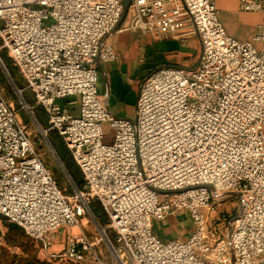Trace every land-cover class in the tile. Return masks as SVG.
Returning <instances> with one entry per match:
<instances>
[{"label":"built area","instance_id":"obj_1","mask_svg":"<svg viewBox=\"0 0 264 264\" xmlns=\"http://www.w3.org/2000/svg\"><path fill=\"white\" fill-rule=\"evenodd\" d=\"M239 2L242 11L264 12V0ZM124 6L125 0H0V51L12 59L23 85L1 53L0 72L72 194L58 186L0 87V214L57 261L260 264L264 21L249 38L239 39L226 30L214 0H129L123 29L177 35L191 26L202 46L194 68L153 70L141 83L136 115L129 119L113 114L97 88L99 64L117 58L106 35ZM35 105L44 110L46 126ZM50 130L62 137L80 168L82 187L56 151ZM225 194H236L240 211L221 237L209 215L213 200ZM92 200L105 213V224ZM180 211L192 221L188 235L163 239L154 232V220ZM85 219L96 236L87 232ZM58 242L62 246L53 248Z\"/></svg>","mask_w":264,"mask_h":264},{"label":"crops","instance_id":"obj_2","mask_svg":"<svg viewBox=\"0 0 264 264\" xmlns=\"http://www.w3.org/2000/svg\"><path fill=\"white\" fill-rule=\"evenodd\" d=\"M214 2L228 33L239 39L249 38L257 24L264 21V12L242 11L239 0ZM124 23L123 16L106 35L117 58L99 64L97 88L113 114L134 119L143 80L153 70L164 65L196 67L201 58L202 46L198 33L191 26L177 35H163L158 32L125 30ZM212 218L217 220L219 216ZM192 228V221L186 211L153 221L154 232L163 239L185 237ZM260 264H264V260Z\"/></svg>","mask_w":264,"mask_h":264},{"label":"rangeland","instance_id":"obj_3","mask_svg":"<svg viewBox=\"0 0 264 264\" xmlns=\"http://www.w3.org/2000/svg\"><path fill=\"white\" fill-rule=\"evenodd\" d=\"M3 51L4 50H1L0 53H3ZM9 65L12 66V68L14 69V74L16 73L17 78L21 80L20 82L23 85L22 76L18 68L14 65L13 61H10ZM0 87L3 89V93L5 97L9 100V102H12L15 109L17 110L18 117L23 121V123L26 124L29 137L32 140L38 153L40 154V157L42 158L44 165L47 168H49L58 186L68 196H71L72 194L70 192V188L66 184V179L62 174L60 168L58 167L55 159L47 149L38 131L37 126L34 124L32 119L28 115V112L21 107L19 98L14 93V89L8 84V82L6 81L5 77L1 72H0ZM29 94L31 93L28 90L24 93L26 98L27 96H29ZM60 102L62 103L63 100H60ZM36 107L39 106L35 105L34 107L35 113H36L35 110ZM105 131L109 132V126L107 124L105 125ZM49 137L58 148L64 151V153L69 152L65 144H63L64 141L62 140V137L55 130L49 131ZM74 173L75 176L77 177V180L79 181L82 177L80 168L79 169L77 168ZM97 205L99 206V202L97 201L93 202L91 203V208L94 211V213L97 215V218L99 219L101 224H105L103 218V212H101L102 210H99L100 206L98 207ZM213 207L214 210L209 215V225L212 228H215L216 230L217 229L220 230L219 233L220 236L224 237L228 232L229 221L233 217H235L240 211L238 198L236 194H227L226 197H221L217 201L213 200ZM216 215L219 216L218 220L212 218L215 217ZM85 221H86L85 227L87 229V232L90 233L92 236H96L97 233L93 229L91 222L87 219H85ZM218 221L219 223L221 222L219 228L217 225H215ZM13 225H18V224L10 222L6 217L0 214V264H80V263H74L69 260L66 261L54 260L51 256L47 254V252L44 250V248L42 247V245L38 240L27 235L24 232V230L19 228L17 229ZM107 232L109 236H113L112 231L110 229L107 230ZM61 246H62V242H58L52 247L60 248ZM100 247H102L103 250L102 258L108 260L109 255L107 250L103 247V244H100Z\"/></svg>","mask_w":264,"mask_h":264},{"label":"trees","instance_id":"obj_4","mask_svg":"<svg viewBox=\"0 0 264 264\" xmlns=\"http://www.w3.org/2000/svg\"><path fill=\"white\" fill-rule=\"evenodd\" d=\"M1 57L3 58V60H4L5 64H6V66L8 67L10 73H12L11 75L15 79L16 83L18 85H22L21 82H20L21 80H19L17 78L16 73L14 74V69L12 68L11 65H9V62L12 61V59L7 55L6 51H3V53H1ZM27 99L31 103H34V100L32 98V94H29V96H27ZM35 110H36V113L35 114H36L37 118L41 121L42 124L47 125V119H46L45 112L42 109V107H40V106L39 107H36ZM53 145H54L56 151L58 152V154L60 155V157H61V159H62L65 167L69 171V173H70L71 177L73 178L74 182L76 183V185L79 186V187H82V185H83V178L81 177V179L78 181L77 180V177L75 176V173L74 172L76 171L77 168L79 169V167H78L76 161L74 160V158L72 157V154L70 153V151L67 152V153H64V151H62L60 148H58L54 143H53ZM93 202H96V200H92L91 201V203H93ZM99 206H100V204H99ZM99 210H102L101 206H100ZM101 212H103V210ZM103 218H104V222L106 223L107 219H106V216H105V213L104 212H103ZM13 226H15L17 229L18 228L19 229H22L19 225H13Z\"/></svg>","mask_w":264,"mask_h":264},{"label":"water","instance_id":"obj_5","mask_svg":"<svg viewBox=\"0 0 264 264\" xmlns=\"http://www.w3.org/2000/svg\"><path fill=\"white\" fill-rule=\"evenodd\" d=\"M128 2H129V0H126V3H125L124 10H123V13H122L121 18L124 16V14H125V12H126V9H127V6H128ZM120 20H121V19H120ZM207 187L211 189V186H207ZM228 228H229V227H228Z\"/></svg>","mask_w":264,"mask_h":264}]
</instances>
